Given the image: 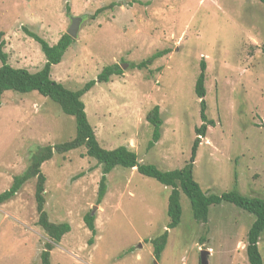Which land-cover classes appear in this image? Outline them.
<instances>
[{
	"label": "rangeland",
	"instance_id": "obj_1",
	"mask_svg": "<svg viewBox=\"0 0 264 264\" xmlns=\"http://www.w3.org/2000/svg\"><path fill=\"white\" fill-rule=\"evenodd\" d=\"M72 16L82 18L77 36L52 66L51 78L77 89L104 66L117 64L122 70L82 95L87 119L104 148L125 145L140 162L163 170L182 167L191 155L194 127L201 124L194 86L204 60L205 113L214 125L200 137L194 178L205 193L237 191L264 200V2L0 0V41L8 62L40 69L45 56L24 28L54 44ZM162 49L170 51L146 67L131 66ZM154 105L163 123L160 139L150 148L146 113ZM75 130L73 116L49 98L36 91H5L0 192L27 167L37 146L69 140ZM41 170L49 219L70 225L51 250V264H201V250L209 252L207 264H250L245 246L254 217L232 203L211 204L208 221L197 222L181 193L180 223L168 229L167 243L155 258L148 240L169 221L170 187L135 168L116 166L107 174L98 203L101 165L84 147L54 153ZM34 187L35 179H29L0 204V264L39 263L48 237L36 223ZM86 213L95 217L94 236L84 223ZM259 249L264 260V232Z\"/></svg>",
	"mask_w": 264,
	"mask_h": 264
},
{
	"label": "trees",
	"instance_id": "obj_2",
	"mask_svg": "<svg viewBox=\"0 0 264 264\" xmlns=\"http://www.w3.org/2000/svg\"><path fill=\"white\" fill-rule=\"evenodd\" d=\"M259 1L264 2V0ZM102 9L103 7L99 8L98 11ZM65 11L69 14L68 5L65 6ZM24 31L39 44L45 56V62L37 71H29L23 67L12 66L8 62L6 52L2 50L3 41H0V100L5 91L8 90L18 93L36 91L40 95L54 101L65 115L73 116L76 128L74 137L69 140L37 146L30 154L27 167L20 174L13 177L8 189L0 192V204H2L14 197L26 181L35 179L34 198L38 215L36 223L48 237L39 253L40 260L38 264H51V250L55 243L60 242L63 235L70 230L68 222L51 221L45 210L44 191L46 176L41 170V164L50 159L54 153H64L79 147H84L85 154L94 158L101 165V176L97 192L98 203L106 191L107 174L116 166L128 169L135 168L140 174L154 178L170 187L166 209L169 221L160 234L148 240L152 244L155 258L160 257L167 243L168 229L174 228L180 223L182 214L180 194L184 193L190 201L192 217L197 222L206 223L208 221L209 206L221 202L232 203L236 207L252 214L254 218L247 231L245 251L250 264H264L259 249L260 237L264 232V200L257 196L243 195L237 191H224L220 194L205 193L193 175L194 161L200 137L206 135L208 125H214V120L209 119L205 113L206 64L204 60L199 62L200 71L194 86V92L200 103L201 124L194 127L195 138L191 147V155L182 167L163 170L154 164L140 162L137 153L125 145H119L111 149L104 148L97 140L95 131L87 119L82 95L89 91L95 83L107 82L111 75L120 74L122 72L120 66L117 64L104 66L95 79L85 82L77 89H70L63 83L52 79L50 72L52 66L62 60L63 54L72 43L73 38L64 33L54 44H49L35 32L27 28H24ZM169 51L168 49L158 50L146 59L133 63L131 66L139 69L146 67ZM146 119L152 126L151 138L147 143V147L151 148L161 136L163 121L158 105H154L146 113ZM84 223L91 231V235L94 236L96 233L94 215L86 213L84 215ZM91 242L92 238L89 239V243Z\"/></svg>",
	"mask_w": 264,
	"mask_h": 264
},
{
	"label": "water",
	"instance_id": "obj_3",
	"mask_svg": "<svg viewBox=\"0 0 264 264\" xmlns=\"http://www.w3.org/2000/svg\"><path fill=\"white\" fill-rule=\"evenodd\" d=\"M82 18L80 16H72L71 17V23L67 29V34L70 35L72 38H75L77 36V32L79 30L80 22ZM122 68H125V64L121 65ZM95 208H93L94 210ZM209 252L207 250H201L200 252V263L201 264H207V254Z\"/></svg>",
	"mask_w": 264,
	"mask_h": 264
}]
</instances>
